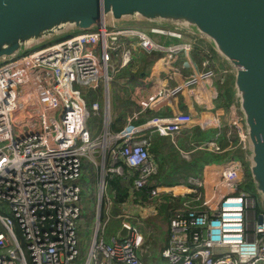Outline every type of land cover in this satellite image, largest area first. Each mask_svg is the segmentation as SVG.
Here are the masks:
<instances>
[{
	"label": "built area",
	"instance_id": "built-area-1",
	"mask_svg": "<svg viewBox=\"0 0 264 264\" xmlns=\"http://www.w3.org/2000/svg\"><path fill=\"white\" fill-rule=\"evenodd\" d=\"M129 36H137L141 48L149 52L168 51V59L183 51L190 63L191 49H201L202 65L207 69L194 70L189 84L200 85L205 92L203 80L213 76L209 68L212 52L196 38L156 27H100L0 64V264L77 263V224L81 220V186L77 181L83 158L99 167V172L95 221L81 264H146L144 239L135 226L122 222L117 233L124 228L127 235L119 239L116 234L109 243L101 234L110 218L136 216L132 213L138 210L132 203L133 191L145 187L157 171L149 154L151 138L169 136L174 142L184 128L228 126L227 147H221L216 136L198 149L226 151L233 145L235 130L236 146L244 153L246 136L239 113L232 107L227 111L208 106L199 113L153 112L145 121L130 124L139 114L135 111L121 131L110 130V72L131 61V50L126 46ZM100 80L106 100L104 127L92 139L88 126L92 111L85 100L98 89ZM139 86L134 85L130 95L138 99L142 113L176 92L159 89L141 98ZM92 110L98 112L97 101ZM204 162L203 176L190 177L184 187L185 194L194 196L183 201L169 218L168 245L161 249L157 264H264V222L259 224L255 219L253 239L247 238L245 212L252 195L239 190L246 180L241 162ZM108 174L131 180L129 196L116 205L115 212L105 181ZM160 192V187H154L150 195ZM253 212L256 218L263 208L256 204ZM216 221L225 228L212 234ZM139 248L142 256L137 254Z\"/></svg>",
	"mask_w": 264,
	"mask_h": 264
},
{
	"label": "water",
	"instance_id": "water-1",
	"mask_svg": "<svg viewBox=\"0 0 264 264\" xmlns=\"http://www.w3.org/2000/svg\"><path fill=\"white\" fill-rule=\"evenodd\" d=\"M100 27L172 30L201 41L232 68L228 102L246 136L252 240L255 219L264 222V0H0V64ZM256 204L263 213L255 218ZM126 235L124 228L117 233Z\"/></svg>",
	"mask_w": 264,
	"mask_h": 264
},
{
	"label": "crops",
	"instance_id": "crops-1",
	"mask_svg": "<svg viewBox=\"0 0 264 264\" xmlns=\"http://www.w3.org/2000/svg\"><path fill=\"white\" fill-rule=\"evenodd\" d=\"M168 42V41H166ZM127 45V44H126ZM142 49V48H141ZM145 51L146 58L145 63H144V69L142 72H144L143 76H140V78H145L144 81H138L129 87V91L124 93V98L128 99L131 104L129 109L125 112V118H126V125H127V118L130 114L134 113L135 111H139V114L136 115L129 123L130 124H139L143 121L146 120V118L152 114L153 112L157 113H176V112H197L199 113L201 110L207 108L208 106L211 107H224L225 110L228 111L232 107V105H229L230 103H226L224 106L223 104L221 105L217 99L218 92H224L229 98V92L231 88V83L233 81V76L234 72L232 68L228 66L218 55L215 53L212 54V57L209 59L210 60V69H212L213 76H210L209 78H206L203 80V87L205 89V92L200 85H194V84H189L190 81V76L194 73V70L196 72H203L207 68H205L202 65V61L204 57H202V51L198 47H193L191 51L189 52V58L191 63L189 62L188 58L186 57L185 53L183 51H179L178 53H174L173 57L171 59L167 58L168 51L164 50H152L154 52H149L147 50L142 49ZM192 51H194V55L192 54ZM199 53V56H197V52ZM182 54V58L179 57V55ZM141 66V65H138ZM141 72V73H142ZM140 84L139 89H140V97L141 98H146L152 95L154 92H156L159 89H162L165 93L169 91V89H176V92L174 95H169L166 98L161 101H156L153 103L149 109L145 110L143 113L140 110V103L137 98L132 97L130 95V92L133 90L132 87L134 85ZM111 96H109V117L111 121V115L113 112V105L111 103ZM215 102L218 104L217 106L215 105ZM111 103V104H110ZM104 115V112H103ZM103 122H104V116H103ZM125 125V126H126ZM193 127H198V126H193ZM191 128H184L179 135L176 137L174 140L173 144L176 145V142L178 144H181L182 142L185 143L186 137L187 136H192V135H186L185 137L183 136V131L185 130H191ZM199 128V127H198ZM200 129V128H199ZM99 130V129H98ZM201 130V129H200ZM211 130H215V134L211 136L210 138H207V133L211 132ZM100 131V130H99ZM98 131V132H99ZM112 131V130H111ZM202 132L205 133V139L200 142L197 145H193L192 142L187 141L185 143L186 147L185 149L177 148L179 150L180 156L184 160H190L193 159V155L197 154L199 157V160L204 163V168L203 171L200 175V177L203 176L206 164L204 162V159L206 158V154L209 152H204L200 149H198L199 145L215 138V141L219 143L222 140L226 141V145L221 147H227V134L231 133V130L229 129L228 126H223L222 128L219 129H214V128H207L204 130H201ZM236 137L235 130L233 131V145L227 149L224 152L219 153V155H232L233 154H238V155H244L242 151L240 150L239 152H234L233 150L237 148L236 143H237V137L236 140L234 139ZM235 140V143H234ZM233 159V158H232ZM230 159V160H232ZM209 160V159H208ZM237 160V159H234ZM228 161V160H227ZM239 161V160H237ZM157 166V163H155ZM215 164V163H214ZM170 166V164H168ZM244 169V168H243ZM157 172V171H156ZM245 175V171H244ZM190 177H193L192 175H189L186 179L184 184L182 185H174V186H155V187H160L162 189V192H166V194H170L171 196L174 197H186L187 194L186 191L184 190L185 185H189L188 179ZM184 180V177H182ZM246 179V176H245ZM171 180L170 177L165 178L164 181H169ZM172 181V180H171ZM182 188L181 191H176L175 188ZM155 197L159 196V194L154 195ZM135 199V198H134ZM134 201V200H133ZM136 207L137 211H133V215H136L137 217H143L147 218L149 216H156L161 218V213L156 209L155 205H149V206H142L138 202H133ZM124 206V205H123ZM115 212V208L112 210ZM167 234V239L169 238V227L168 231L165 233ZM167 239H164V236L162 238L161 246L162 243H165L168 245ZM163 249V248H162Z\"/></svg>",
	"mask_w": 264,
	"mask_h": 264
},
{
	"label": "trees",
	"instance_id": "trees-1",
	"mask_svg": "<svg viewBox=\"0 0 264 264\" xmlns=\"http://www.w3.org/2000/svg\"><path fill=\"white\" fill-rule=\"evenodd\" d=\"M126 44H128V42H126ZM119 51L120 50H118V52ZM193 55L195 57L196 54ZM197 56H199L198 52ZM143 69L144 66H138L131 59L128 65L124 67L118 66L115 72L111 73L110 75V84L112 87L111 103L113 105V112L111 115L109 128L113 132L121 131L126 125L125 112L129 109L131 102L128 99H125L123 94L127 92V89L128 87H130V85L140 81V73L143 71ZM217 99L221 105L223 104L225 106L226 103H228V96L224 92L219 91ZM123 110L125 111L124 113L122 112ZM97 120L100 124L97 128L100 130L102 127L103 117L100 116ZM186 135L192 136H187L186 139L188 140H186L185 143L190 140L193 145H197L205 139V133L202 132L198 127H193L191 130L189 129L183 131V136L185 137ZM185 143L182 142L181 144H178L176 142L175 145L168 136H153L149 145V154L154 160V162L157 163V172L151 176L150 182L145 187L133 191L135 202H138L142 206L155 205L156 209L162 215V220L164 222H167L168 225L170 216L177 209L181 208L182 202L186 199L192 198L194 195H186V197L181 198L171 196L168 193L166 194V192H160L159 196L155 197L150 195V191L155 186H174L181 184L183 185V182L186 181L189 175H192L194 177H200L204 168V163L199 160L198 155L194 154V157L193 159H191V161L184 160L180 156L179 150L177 148L179 147L181 149H185L186 147H189L186 146ZM219 143L222 146L226 145L225 140H222ZM233 151L239 152L240 149L236 148ZM209 153H212V155L215 156L219 155V153L216 152ZM206 158L209 159L207 156ZM117 163L122 165L124 170H129V167L122 161V159H118ZM168 164H170V166H168ZM168 177H170L172 181H164V179ZM182 177H184V180H181L183 179ZM80 179H89L94 181L96 180L94 166L89 159H82V174ZM105 181L107 183V191L110 197H112V207L115 208L117 204L126 202L130 193L131 180L123 178L116 174H108L105 177ZM78 225H80V223H78ZM164 239H167V234L164 235ZM166 246V242L162 243L161 249Z\"/></svg>",
	"mask_w": 264,
	"mask_h": 264
},
{
	"label": "rangeland",
	"instance_id": "rangeland-1",
	"mask_svg": "<svg viewBox=\"0 0 264 264\" xmlns=\"http://www.w3.org/2000/svg\"><path fill=\"white\" fill-rule=\"evenodd\" d=\"M72 34H77V32H74ZM154 39L158 40L156 36H154ZM126 41L128 42L126 46H129L131 50L132 61L137 65L143 66L145 63L144 58H146L147 54L145 53V51L141 49L139 38L137 36H129L127 37ZM132 45L135 46V49L132 48ZM121 50L122 49H120V51ZM192 54H194V51H192ZM179 57L182 58V54H180ZM110 73H113V72L111 71ZM110 83H111V79L109 80V84H108L109 96L112 95V87ZM127 91H129V87ZM96 101L99 103V110L97 113H94V111L92 110V104ZM85 102L89 110L92 111V116H91L88 126L90 130V136L93 139L96 135H98V133H100L102 127H104V124L102 122V127L100 131L98 132L97 127H99L100 124L97 119L100 116L103 117L104 106L106 104L104 83L102 80H100L99 82L98 89L91 92L90 98L86 99ZM217 105L218 104L215 102L214 106H217ZM122 112L124 113L125 111L123 110ZM213 134H215V130H211V132H208L206 134L207 138H210L211 136H213ZM234 139H236V137H234ZM206 156L210 159V161H212L215 164H219L221 162L230 160L232 158L239 160L246 173V180L243 181V183L240 185L239 190L244 191L249 194H253L254 191L250 186L251 182L249 179V175H247L248 166H247V162L245 161V155L242 156V155L232 153V155L229 154V155L215 156V155H212V153H207ZM94 172L96 174L95 181L89 180V179L81 180L80 178L77 181V183L81 186V220L78 222L80 223V225L77 224V238H78L79 254L76 259L77 263L79 264H81L86 257V253L89 248L91 235H92L91 228L95 221L99 167L94 166ZM108 196L110 197L109 193H108ZM124 221L129 222L131 225L135 226L138 229V231L142 234V237L144 239L143 247L145 248V253L143 257L146 259V264L159 263L161 261L160 259L161 245L160 244L162 242L163 236L168 231L167 222H164L162 220V217L159 218L156 216H150L147 219H142L137 216H135L134 218H130V219L126 217H122L120 219L110 218L106 222L103 233L101 234L105 243H109L111 237L117 234V231L119 230L121 223ZM137 254L141 255L140 248L137 249Z\"/></svg>",
	"mask_w": 264,
	"mask_h": 264
},
{
	"label": "clouds",
	"instance_id": "clouds-1",
	"mask_svg": "<svg viewBox=\"0 0 264 264\" xmlns=\"http://www.w3.org/2000/svg\"><path fill=\"white\" fill-rule=\"evenodd\" d=\"M221 222V221H220ZM219 221H216L212 224V231L211 233L212 234H218L219 233V230L222 229V228H225L224 226L221 225ZM213 238H216L215 236H213Z\"/></svg>",
	"mask_w": 264,
	"mask_h": 264
},
{
	"label": "bare ground",
	"instance_id": "bare-ground-1",
	"mask_svg": "<svg viewBox=\"0 0 264 264\" xmlns=\"http://www.w3.org/2000/svg\"><path fill=\"white\" fill-rule=\"evenodd\" d=\"M175 190H176V191H181L182 188H178V187H177V188H175Z\"/></svg>",
	"mask_w": 264,
	"mask_h": 264
}]
</instances>
